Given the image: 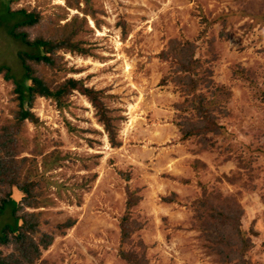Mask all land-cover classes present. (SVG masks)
Instances as JSON below:
<instances>
[{
    "label": "rangeland",
    "instance_id": "1",
    "mask_svg": "<svg viewBox=\"0 0 264 264\" xmlns=\"http://www.w3.org/2000/svg\"><path fill=\"white\" fill-rule=\"evenodd\" d=\"M91 4L99 26L88 15L86 31L77 36L86 42L90 55L61 51L64 71L57 79H83L86 86L103 90L102 100L110 109L109 115L115 118L118 135L127 121L124 112L128 107L132 109L129 103L135 104L139 94L155 84L168 86L167 91L178 95L172 106L175 121L187 117L176 109L184 100L179 89L171 82L160 83L170 66L155 55L168 46L169 40L176 39L196 42L197 55L206 60L212 54L208 42L214 38L212 50L216 59L208 65L215 83L231 92L229 98L220 97V107L229 112L221 117V123L232 138L227 142L218 139L215 148L208 150H201V144L191 139L188 141L192 148L184 149L191 154L195 150L208 153L209 166L199 175L201 182L209 192L238 199L245 211L244 229L257 232L247 257L252 264H264V25L244 16L224 29L218 19L230 10L264 13V0H92ZM60 7L67 10L64 0H20L12 5L9 0H0V66H8L15 79L23 78L17 54L30 48L10 35L12 25L21 21L23 15L8 14V9L48 10L49 14L63 15ZM73 15L84 17L81 11L69 9L66 18ZM60 22L65 20L61 18ZM239 68L253 72L247 75L253 84L234 74ZM45 75L54 76L49 70ZM11 90L12 85L0 76V129L12 118L15 104ZM32 111L40 123H27L24 127L19 157L36 159L39 173L44 170V158L49 162L54 156L59 159L44 173L46 181L42 186L50 204L40 210L48 213L53 223L62 222L67 216L76 220L65 234L55 236L42 259L47 264H127L117 254L118 217L123 214L125 187L135 186V173L112 158L115 150H109V142H104L107 138L103 125L85 96L75 92L68 108L62 110L51 101L38 98ZM51 154L53 157H49ZM28 167L27 164L24 171ZM153 170L147 166L138 170V178L142 174L153 175ZM123 171L130 175L132 186L119 174ZM225 174L241 177L231 183L225 180ZM197 190L195 193L201 196V186ZM11 208L9 205L0 216V231L13 221ZM139 240L134 234L133 242ZM166 242H171V238ZM146 247L150 264H216L204 253L198 236H185L179 243L174 240L153 252Z\"/></svg>",
    "mask_w": 264,
    "mask_h": 264
},
{
    "label": "trees",
    "instance_id": "2",
    "mask_svg": "<svg viewBox=\"0 0 264 264\" xmlns=\"http://www.w3.org/2000/svg\"><path fill=\"white\" fill-rule=\"evenodd\" d=\"M19 1L9 0V3L12 5ZM64 2L67 10L60 7L64 10L63 15L49 14L48 10L8 9V14L23 15L21 21L12 25L10 35L20 40L30 51H19L17 54L23 69L21 80L13 77L8 66H0V76L12 85V102L15 104L9 124L0 129V216L10 205L13 219L12 223L6 224L0 231V264H47V261L42 259L43 252L53 244L55 236L65 234L76 223L75 218L71 216H67L62 222L53 223L48 218L49 214L40 210L50 204L42 186L46 181L44 173L55 166L58 158L54 156L50 162L44 158L45 167L39 173L36 159L19 157L18 149L24 127L27 123L34 126L40 123L32 111L36 99L49 100L62 110L68 108L70 96L75 92L85 96L95 109L110 146L118 147L121 143L117 140V131L113 124L115 118L109 115L110 109L102 100L104 91L86 86L83 79H57L64 71L61 65V51L82 56L90 55V50L85 47L86 42L77 39L80 33L86 31V16H91L97 27L100 22L92 9V0ZM81 3L85 6L81 7ZM69 9L81 11L84 17L73 15L70 19L68 16L66 18ZM244 16L249 17L255 24L258 22L264 25L263 12H247L245 9L230 10L222 13L218 19L225 29ZM61 18L65 20L64 23L60 22ZM203 33L204 31L199 38H202ZM168 42V46L156 54L155 58L170 66V72L160 83H173L184 97L183 102L176 105L178 113L187 115L186 118L182 117L176 121L180 140H197L202 146L201 150L215 148L218 139L227 142L232 136L221 123V117L227 116L229 112L220 107V97L229 98L231 92L212 79L213 71L208 64L216 59L212 50L214 38L208 42V50L212 54L206 60L197 55L198 46L194 41L171 39ZM48 70L53 72V77L45 75ZM234 74L249 81L250 85L253 84L247 76L253 72L239 68ZM203 88L205 92L202 91ZM27 164L29 167L24 171ZM119 174L126 182L130 180L129 174ZM240 177L232 175L230 178L224 175L225 180L231 183L240 180ZM199 185L202 195L194 200L190 207L193 211V228L199 232L198 237L204 253L216 264H252L247 254L253 247V237L257 232L253 228L244 229L242 218L245 211L241 203L235 196L209 192L205 185ZM125 191V209L118 217L120 238L117 254L127 264H150L146 257L145 243L142 240L133 242V235L143 227V224L133 217L132 212L141 200L139 189L133 190L126 186ZM176 197L177 195L172 194L162 197V201L174 202Z\"/></svg>",
    "mask_w": 264,
    "mask_h": 264
},
{
    "label": "crops",
    "instance_id": "3",
    "mask_svg": "<svg viewBox=\"0 0 264 264\" xmlns=\"http://www.w3.org/2000/svg\"><path fill=\"white\" fill-rule=\"evenodd\" d=\"M161 76L157 77L158 80ZM167 87L155 84L139 94L135 104L129 103L133 111L128 107L124 112L127 121L117 134L120 146L109 149L115 150L112 158L119 165L129 166L137 176L135 179L134 174L135 186L132 189H139L141 200L132 212L133 216L139 217L143 227L135 234L150 247L151 252L163 245H171L174 240L179 243V239L185 236L197 238L199 232L193 228L190 205L200 196L195 193L202 183L199 175L209 166L207 152L197 153L195 150L191 154L189 141L180 140L172 107L179 97L167 91L170 88ZM104 142L107 143V139ZM185 146H189L188 152ZM146 166L154 169L153 175L147 173L138 178V170L142 171ZM128 183L132 186L131 179ZM172 194L177 195L174 202L162 201V197ZM154 195L155 198H150ZM167 238H171V242H166Z\"/></svg>",
    "mask_w": 264,
    "mask_h": 264
}]
</instances>
